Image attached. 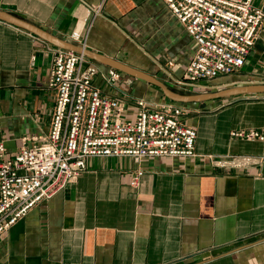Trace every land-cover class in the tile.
Masks as SVG:
<instances>
[{
    "label": "crops",
    "instance_id": "crops-1",
    "mask_svg": "<svg viewBox=\"0 0 264 264\" xmlns=\"http://www.w3.org/2000/svg\"><path fill=\"white\" fill-rule=\"evenodd\" d=\"M254 3L264 7V0ZM0 10L175 91L180 88L167 69L181 77L197 48L164 0H0ZM51 46L0 19V142L7 157L24 137L32 144L49 132L56 99L49 86ZM90 59L104 70L113 67ZM94 81L119 95L101 75ZM258 82H264V23L241 73L179 92ZM132 90L156 102L171 100L141 78ZM178 103L198 131L195 156L89 157L77 179L0 236V264H264V140L231 135L237 129L264 133V94ZM229 155L256 160L245 166L212 160ZM137 168L144 173L134 186Z\"/></svg>",
    "mask_w": 264,
    "mask_h": 264
},
{
    "label": "built area",
    "instance_id": "built-area-1",
    "mask_svg": "<svg viewBox=\"0 0 264 264\" xmlns=\"http://www.w3.org/2000/svg\"><path fill=\"white\" fill-rule=\"evenodd\" d=\"M164 1L197 44L181 77L167 69L174 85L208 87L215 79L241 73L264 23L263 6L254 0ZM51 48L49 86L56 99L49 132L34 136L32 144L24 137L12 157L0 142V236L77 179L91 156H131L139 162L147 156L196 155L198 131L186 122L184 105L137 96L132 92L136 77L114 67L104 70L83 52ZM97 75L119 95L104 92L94 81ZM231 135L264 140L256 129H237ZM212 160L221 166H245L256 159L229 155ZM143 173L134 170L131 184L137 186Z\"/></svg>",
    "mask_w": 264,
    "mask_h": 264
},
{
    "label": "water",
    "instance_id": "water-1",
    "mask_svg": "<svg viewBox=\"0 0 264 264\" xmlns=\"http://www.w3.org/2000/svg\"><path fill=\"white\" fill-rule=\"evenodd\" d=\"M0 19L6 20L19 27L25 28L33 32L34 34L42 37L43 39L51 42L52 44L56 46L69 49V50L83 52L85 55H87L88 57L92 59H95L97 61H100L108 65H111L115 68L125 71L126 73H129L130 75L134 77L141 78L148 82L154 83L155 85L159 86L163 90L164 94L168 98L176 102L188 103V102H198V101H204L207 99H216V98H223V97H229V96H240V95H245V94H264V82L246 83V84H241V85H230V86H226L224 88L218 89V90L205 92V93H195V94L182 93V92L170 89L167 84H165L158 78L154 77L153 75L146 73L145 71H142L138 68L122 63L113 58L104 56L102 54L95 53L76 43L64 40L54 35H51L47 33L46 31L33 25L32 23L26 21L25 19H22L12 13L0 10Z\"/></svg>",
    "mask_w": 264,
    "mask_h": 264
},
{
    "label": "rangeland",
    "instance_id": "rangeland-1",
    "mask_svg": "<svg viewBox=\"0 0 264 264\" xmlns=\"http://www.w3.org/2000/svg\"><path fill=\"white\" fill-rule=\"evenodd\" d=\"M175 90V89H174ZM180 90V89H179ZM178 89H176V91H179ZM214 90H218V89H214ZM181 92V91H180ZM183 92V91H182Z\"/></svg>",
    "mask_w": 264,
    "mask_h": 264
}]
</instances>
